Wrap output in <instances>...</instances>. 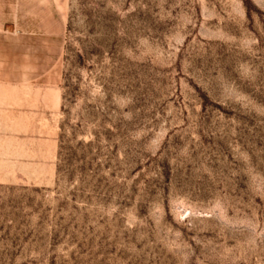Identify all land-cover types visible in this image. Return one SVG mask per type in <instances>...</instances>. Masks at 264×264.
<instances>
[{"label": "rangeland", "instance_id": "1", "mask_svg": "<svg viewBox=\"0 0 264 264\" xmlns=\"http://www.w3.org/2000/svg\"><path fill=\"white\" fill-rule=\"evenodd\" d=\"M0 32V264H264V0H61Z\"/></svg>", "mask_w": 264, "mask_h": 264}, {"label": "crops", "instance_id": "2", "mask_svg": "<svg viewBox=\"0 0 264 264\" xmlns=\"http://www.w3.org/2000/svg\"><path fill=\"white\" fill-rule=\"evenodd\" d=\"M61 0H0V32L41 39L62 33Z\"/></svg>", "mask_w": 264, "mask_h": 264}]
</instances>
